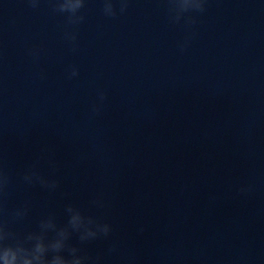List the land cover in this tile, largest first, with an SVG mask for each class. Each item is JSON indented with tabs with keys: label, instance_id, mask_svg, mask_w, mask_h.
Instances as JSON below:
<instances>
[{
	"label": "clouds",
	"instance_id": "9594fccd",
	"mask_svg": "<svg viewBox=\"0 0 264 264\" xmlns=\"http://www.w3.org/2000/svg\"><path fill=\"white\" fill-rule=\"evenodd\" d=\"M32 8L39 6L40 0H28ZM52 10L56 13L67 14L66 24L75 26L83 22L84 15L80 10L85 7V0H50ZM169 11L174 13L170 18L179 22L183 13L189 11H204L205 0H168ZM120 12L127 10L128 0H119ZM103 12L107 16H115L116 10L113 0H104ZM188 23H195L192 18ZM65 39L72 43L73 51H76L77 35L74 31H65ZM186 45H180L181 50ZM31 55L38 58L39 50H32ZM79 75L76 66L71 67L68 78ZM42 78V77H41ZM99 103L93 104L92 112L98 115L106 99V93L98 90ZM39 160L30 164L21 173V180L29 186L39 185L48 192H55L60 187V182L55 178L58 171L55 160L49 159L48 163L53 175H44L39 170ZM12 175L0 161V264H101L102 257L91 256L85 249L93 241L107 239L113 233V226L101 217H97L73 204L68 203L64 207L67 217L65 223L60 224L55 214L49 213L41 217L34 230L18 232L13 225L23 222L29 215L30 202L9 209L7 199L12 187ZM240 191H251V186L241 187ZM91 204L98 209L107 207L103 196H97ZM143 231V228L140 229ZM73 237L78 244L72 243ZM118 245L114 242L108 252L115 253Z\"/></svg>",
	"mask_w": 264,
	"mask_h": 264
}]
</instances>
